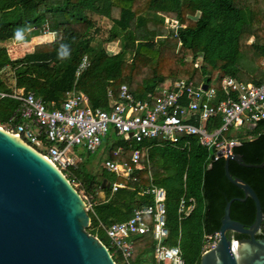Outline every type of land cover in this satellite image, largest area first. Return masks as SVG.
<instances>
[{
  "label": "trees",
  "instance_id": "1",
  "mask_svg": "<svg viewBox=\"0 0 264 264\" xmlns=\"http://www.w3.org/2000/svg\"><path fill=\"white\" fill-rule=\"evenodd\" d=\"M95 17L111 22L104 38L107 46L102 48L92 45L102 33ZM167 18L177 20L181 27L171 28ZM42 29L52 33L54 40L35 44L24 56L11 58L8 43L32 42ZM0 42V90L22 88L47 103L55 101L57 106L73 88L85 92L93 107L107 108L108 90L117 98L122 84L138 97L159 95L165 83L175 78L214 85L224 77H233L261 84L264 0H0ZM112 44L119 45L116 52ZM62 45L67 46L64 58L60 56ZM84 56L90 65L77 76ZM18 106L15 99H0V123H7ZM220 123L219 118L215 124ZM244 129L242 133L235 130L240 144L234 147V153L246 163H262L264 119ZM227 135L230 137V133ZM184 140L189 141V148L160 139L137 143L119 138L110 147V159L130 162L134 149L145 151L141 168H134L131 179L116 176L127 186L114 193L111 187L101 188L103 180L109 179L105 168L96 173L84 161L77 169L64 171L80 193L93 197L88 230L103 241L100 235L106 233L98 228L99 220L106 225L125 221L136 209L152 204L154 197L141 192L154 184L167 191L168 243L180 242L186 264H200L207 237L220 230L227 202L244 197V192L227 178L224 158L213 161V151L196 135ZM121 145L122 154L114 155ZM229 170L251 185L264 213V167H246L231 160ZM100 191L105 192L103 200ZM182 197L187 205L194 199L195 207L180 219ZM231 217L250 226L256 217L253 199L235 200ZM232 234L236 239L247 237ZM256 237L264 238V221ZM132 241L130 264H156V240L151 233L135 235ZM111 253L117 264H127L120 254L112 249Z\"/></svg>",
  "mask_w": 264,
  "mask_h": 264
},
{
  "label": "built area",
  "instance_id": "2",
  "mask_svg": "<svg viewBox=\"0 0 264 264\" xmlns=\"http://www.w3.org/2000/svg\"><path fill=\"white\" fill-rule=\"evenodd\" d=\"M170 27L179 28L181 25L175 20ZM89 65L88 57L84 56L77 76ZM204 84L175 78L165 83L159 95L149 94L147 97L136 96L127 84H122L117 98L112 90H108L107 108L93 107L88 95L75 88L67 91L60 106L55 101L45 102L34 92L25 93L22 88L16 87L10 92L0 90V99L12 98L19 102L14 115L7 123H0V127L21 137L63 172L79 167V159L72 148L81 146L87 153H95L112 130L126 142L160 139L162 143L179 145L182 149L190 146L185 137L196 135L203 146L213 151L212 160L217 161L232 155L234 147L240 144L235 137L237 128L256 126L264 119V81L255 84L224 77L217 84L207 83V88ZM219 118L221 123L216 125ZM123 150L124 147L119 146L114 155H121ZM144 151L143 148L134 149L130 162L106 159L104 168L129 180L134 168H141ZM126 186L122 180L110 182L113 193ZM144 193L152 195L154 202L136 209L129 219L110 225L99 220L98 228H102L110 239L109 250L120 254L130 264L134 250L132 237L151 233L156 240V264H186L180 242L168 243L166 190L152 184L141 192ZM83 198L87 210L94 211L93 197L84 194ZM190 201L191 204L187 205L186 198H181L178 206L180 219L193 211L195 201ZM219 239V231L209 235L205 251L216 247Z\"/></svg>",
  "mask_w": 264,
  "mask_h": 264
},
{
  "label": "water",
  "instance_id": "3",
  "mask_svg": "<svg viewBox=\"0 0 264 264\" xmlns=\"http://www.w3.org/2000/svg\"><path fill=\"white\" fill-rule=\"evenodd\" d=\"M231 160L264 167V161L246 163L236 153L225 158L226 176L244 197L227 202L220 239L202 254L200 264H264V238L256 237L264 221L261 201L251 185L231 174ZM101 188H110V181L104 179ZM247 198L256 204L250 226L231 217L232 203ZM90 225L87 203L65 173L0 127V264H117L108 246L88 230ZM232 233L247 237L236 239Z\"/></svg>",
  "mask_w": 264,
  "mask_h": 264
},
{
  "label": "rangeland",
  "instance_id": "4",
  "mask_svg": "<svg viewBox=\"0 0 264 264\" xmlns=\"http://www.w3.org/2000/svg\"><path fill=\"white\" fill-rule=\"evenodd\" d=\"M97 19V22L99 26L102 28V33L98 37H95L92 41V45L97 48H102L104 46H107V43L104 41V38L108 36V29L111 27V22L104 18L95 17ZM175 19L167 18L166 24L168 26H172ZM48 35V36H46ZM52 34H46L45 30H41L40 35H35L32 39V42L20 44L19 42L12 41L8 43V49L10 52L11 58H19L24 56L26 53L33 50L35 44H39L41 42H49L53 40L54 36ZM110 48V46H109ZM119 48L118 44H112L111 49L113 51H117ZM170 81V80H169ZM244 127L237 128L238 133L244 132ZM107 143L106 145L102 146L100 149H98L95 153L88 154L86 150H84L81 146H76L72 148L73 154L79 159V162H88V167L93 170L96 173H100L102 168H104V162L106 159H110V147L116 143V141L119 139V137L116 136L114 130L111 131L108 137H106ZM41 150H44L43 147H40ZM46 153V150H45ZM107 176L109 177L108 180L115 181L116 175L114 172H107ZM82 196H84V193H81ZM100 237L103 239V241L110 246V239L106 234H101Z\"/></svg>",
  "mask_w": 264,
  "mask_h": 264
},
{
  "label": "clouds",
  "instance_id": "5",
  "mask_svg": "<svg viewBox=\"0 0 264 264\" xmlns=\"http://www.w3.org/2000/svg\"><path fill=\"white\" fill-rule=\"evenodd\" d=\"M18 35H19V33H18ZM66 48H67V46H65V45H62V46H61V49H62V50H61V53H60L61 58L66 57V55H67Z\"/></svg>",
  "mask_w": 264,
  "mask_h": 264
},
{
  "label": "crops",
  "instance_id": "6",
  "mask_svg": "<svg viewBox=\"0 0 264 264\" xmlns=\"http://www.w3.org/2000/svg\"><path fill=\"white\" fill-rule=\"evenodd\" d=\"M47 34V33H46ZM49 34H52V33H49ZM53 35V34H52ZM51 35V36H52ZM46 36H48V35H46ZM54 36V35H53ZM53 40H54V38H53ZM52 41V40H51ZM42 43V42H41ZM25 44V43H24ZM211 156H212V154H211ZM211 159H212V157H211ZM225 159V158H224ZM118 180V179H117ZM110 181V180H109ZM116 181V180H115ZM111 182V181H110ZM165 189V188H164ZM166 190V189H165ZM167 192V191H166ZM99 196H100V199H105V192L104 191H100V193H99Z\"/></svg>",
  "mask_w": 264,
  "mask_h": 264
},
{
  "label": "flooded vegetation",
  "instance_id": "7",
  "mask_svg": "<svg viewBox=\"0 0 264 264\" xmlns=\"http://www.w3.org/2000/svg\"><path fill=\"white\" fill-rule=\"evenodd\" d=\"M233 236H234V234H233Z\"/></svg>",
  "mask_w": 264,
  "mask_h": 264
}]
</instances>
